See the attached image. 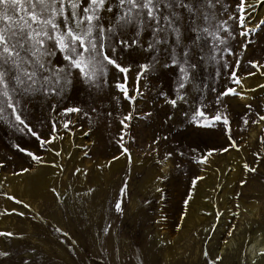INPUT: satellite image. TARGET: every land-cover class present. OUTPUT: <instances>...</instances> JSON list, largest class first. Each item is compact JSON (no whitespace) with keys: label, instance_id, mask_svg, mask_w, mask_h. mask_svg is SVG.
Instances as JSON below:
<instances>
[{"label":"rangeland","instance_id":"374dc122","mask_svg":"<svg viewBox=\"0 0 264 264\" xmlns=\"http://www.w3.org/2000/svg\"><path fill=\"white\" fill-rule=\"evenodd\" d=\"M239 2L212 0V6L200 10L198 23H204L205 14L213 24L227 21L233 54L221 51L220 65H202L200 88L186 86L187 104L172 108L160 95H175L176 70L155 67L138 75L139 65L152 53L134 49L120 61L129 71L119 73L109 66L99 87L74 76L73 84L59 94L17 97V111L42 138L53 134L55 122L56 139L50 144L41 147L27 129L19 131L23 126L4 106L0 232L13 235H0V252L8 253L0 257V264H264V255H258L264 248V121L253 123L264 114V25L247 38L241 36L239 21L228 19L240 15ZM117 3L110 0L106 7L112 11L102 12L105 26L115 22ZM66 14L71 15L67 4ZM187 19L185 13V29ZM261 20L264 4L246 11L247 28ZM58 22L63 29V18ZM149 36L146 31L143 39ZM159 49L158 59L166 62L171 49L165 45ZM52 60L60 63L62 57L57 53ZM224 62L230 67L223 68ZM233 70L241 85L232 82ZM117 83H123L134 99L125 98ZM228 87L243 92V97L222 98L220 110L228 116L229 126L214 122L215 127L201 130L189 123L197 102L209 116L215 114V99ZM69 107L81 111L64 113ZM129 113L132 119L122 125ZM64 121H70L67 129ZM229 135L237 147H230ZM16 145L40 156L43 163ZM223 148L228 151H220ZM202 156L206 161L200 162ZM43 168L46 182L27 191L23 185L27 176ZM117 202L122 212L116 211ZM218 256L220 260L215 259Z\"/></svg>","mask_w":264,"mask_h":264},{"label":"snow or ice","instance_id":"6c2138e0","mask_svg":"<svg viewBox=\"0 0 264 264\" xmlns=\"http://www.w3.org/2000/svg\"><path fill=\"white\" fill-rule=\"evenodd\" d=\"M109 2L110 0H0V116L3 115L4 106L11 109L18 125L23 126V128L18 127V130L27 129L40 142L41 147L56 139L55 122L52 124L53 134L48 139L42 138L17 111V104L20 103L17 97L34 92L45 95L59 94L65 87L73 84L74 76L91 87H99L104 82L103 77L106 76L109 66L119 73L126 74L129 71V67L120 61L125 52L135 49L152 53L149 61L139 65L141 72L138 75L155 67L162 70L169 68L176 70L175 95L170 97L167 93H160L165 103L176 108L180 102L189 103L190 94L186 86L191 85L196 90L200 88L198 73L202 65L207 63L220 65L217 53L221 51L233 54L228 45L233 32L226 20L213 24L205 14L204 23H198L200 10L206 5L212 6V0H118L119 14L114 23L105 26L102 23V12L112 11L111 7H106ZM66 4L71 7L70 17L66 14ZM261 4H264V0H248L247 6L245 0H240L237 5L240 15L228 16L229 20L239 21L243 29L240 32L241 36L247 38L249 34L264 25V20L259 21L252 28H247L245 24L246 11L255 10ZM185 13L188 16L187 29L184 28ZM61 17L64 21L63 29L58 22ZM129 30L131 34H128ZM146 31L150 32L147 40L143 39ZM160 45L171 49L168 60L163 63L156 55ZM205 46L208 47L207 52ZM242 47L246 48L247 45ZM57 53L62 57L60 63H54L52 60ZM249 63L254 67L257 66L256 61ZM238 65L239 61L236 62L237 67ZM221 66L230 67L227 62ZM216 74L219 75V71ZM229 75L233 83L241 85V79L235 70ZM116 87L125 98L134 99L128 96L123 83H117ZM229 94L243 97V92L228 87L215 99L217 105L215 114L209 116L203 110L204 105L197 102L189 123L201 130L215 127L214 122H220L225 127L229 126L228 116L220 110L223 107L222 98ZM248 107L251 109V105ZM63 111L72 113L81 109L69 107ZM150 115L151 113H145V116ZM130 119H132L131 113L121 120V124H125V121ZM261 121H264V114H258V120H254L253 123ZM69 123L70 121H64L65 129L68 128ZM247 123L248 121L244 120V124ZM228 138L231 141L230 147H237L230 135ZM16 147L21 152H26L37 163H43L40 156L20 148L19 145ZM124 151L127 152V149ZM213 151L216 150H210L208 154L211 155ZM220 151L226 152L228 148ZM55 155L59 156L60 152L56 151ZM167 156H171V153ZM117 158L113 157V159ZM206 159L207 157L202 156L200 162ZM244 167L249 171H255L254 168H249L248 164H244ZM76 171L80 170L76 169ZM9 198L15 199V197ZM188 199H191V194ZM188 199L185 200V204L188 203ZM115 208L117 212L123 211L120 202L116 203ZM107 231L106 228L105 232ZM0 235L12 236L13 233L0 232ZM228 235L231 236L232 233L229 232ZM7 255V252H0V257ZM204 255L208 254L204 253ZM258 255H264V248H261ZM215 259L220 260L221 257ZM25 264H28V261H25Z\"/></svg>","mask_w":264,"mask_h":264},{"label":"bare ground","instance_id":"6f19581e","mask_svg":"<svg viewBox=\"0 0 264 264\" xmlns=\"http://www.w3.org/2000/svg\"><path fill=\"white\" fill-rule=\"evenodd\" d=\"M149 34H150V32H149ZM45 169L46 168L37 170L38 172H36L34 175L31 174V176H27V178L25 179V181L23 183V185H25V188L27 191L36 190L37 188H39L40 186L43 185L42 183L46 182L48 176H47V171Z\"/></svg>","mask_w":264,"mask_h":264}]
</instances>
